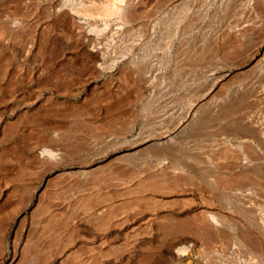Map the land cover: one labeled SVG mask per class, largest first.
<instances>
[{
    "label": "rangeland",
    "instance_id": "rangeland-1",
    "mask_svg": "<svg viewBox=\"0 0 264 264\" xmlns=\"http://www.w3.org/2000/svg\"><path fill=\"white\" fill-rule=\"evenodd\" d=\"M263 37L264 0H0V264H264Z\"/></svg>",
    "mask_w": 264,
    "mask_h": 264
},
{
    "label": "bare ground",
    "instance_id": "bare-ground-1",
    "mask_svg": "<svg viewBox=\"0 0 264 264\" xmlns=\"http://www.w3.org/2000/svg\"><path fill=\"white\" fill-rule=\"evenodd\" d=\"M120 4H121V3H120ZM122 6H123V5H122ZM122 6H120V7H118V8H115V9H116L118 12H122L123 9H124V7H122ZM124 6H125V5H124ZM247 6H248V5H247ZM133 7H134V6H133ZM244 7H245V6H244ZM115 9L113 8L112 10H115ZM132 9H133V8H132ZM109 10H110L111 12H113L110 8H109ZM259 10H260V9H259ZM114 12H116V11H114ZM249 12H250V11H249ZM127 13H128V12H127ZM251 13H252V12H251ZM245 14H246V13H245ZM248 15H249V14H248ZM258 15H259V13H258ZM247 17H248V16H247ZM255 17H256V16H255ZM254 25H255V24H254ZM238 26H239V25H238ZM240 26H241V25H240ZM243 26H244V25H243ZM241 28H242V27H241ZM229 30H230V29H229ZM231 30H232V29H231ZM233 31H234V30H233ZM234 35H236V34H234ZM263 38H264V37H263ZM262 41H263V43H264V40H262ZM262 41H261V43H262ZM263 46H264V45H263ZM249 47H250V46H249ZM87 50H88V49H87ZM97 55H98V54H97ZM263 77H264V76H263ZM250 87H251V86H250ZM211 88H212V87H211ZM246 88H247V87H246ZM244 92H245V91H244ZM248 94H249V93H248ZM257 94L260 95L259 92H258ZM254 95H255V93H254ZM258 97H260V96H258ZM253 108H254V107H253ZM263 109H264V108H263ZM248 113H249V112H248ZM261 115H262V114H261ZM250 116H251V115H250ZM252 116H253V115H252ZM250 119H251V118H250ZM256 119H257V118H256ZM248 122H249V121H248ZM250 122H251V121H250ZM250 122H249V123H250ZM258 122H259V121H258ZM261 122H262V121H261ZM251 123H252V122H251ZM253 124H254V121H253ZM258 125H259V124H258ZM256 126H257V124H256ZM256 126H254V127H256ZM262 126H263V125H262ZM250 127H251V125H250ZM256 128H258V127H256ZM259 128H260V127H259ZM259 128H258V129H259ZM259 132H261V131H259ZM255 133H256V132H255ZM246 134H247V133H246ZM259 134H260V133H259ZM261 134H262V133H261ZM256 135H258V134L256 133ZM244 136H245V135H244ZM262 138H263V137H262ZM255 139H256V138H255ZM258 139H259V138H258ZM261 140H262V139H261ZM221 141H222V140H221ZM243 141H244V140H243ZM243 141H242V142H243ZM263 141H264V140H263ZM245 142H246V141H245ZM256 143H257V142H256ZM210 144H211V143H210ZM214 144H215V143H214ZM223 144H224V143H223ZM238 144H239V143H238ZM211 145H212V144H211ZM211 145H210V146H211ZM230 145H231V144H230ZM243 145H244V144H243ZM243 145H242V146H243ZM262 145H263V144H262ZM214 146H215V145H214ZM225 146H226V145H225ZM237 146H238V145H237ZM240 146H241V145H240ZM249 146H250V145H249ZM212 147H213V146H212ZM215 147H216V146H215ZM263 147H264V146H263ZM213 148H214V147H213ZM231 148H232V147H231ZM236 148H237V147H236ZM238 148H241V147H238ZM261 148H262V147H261ZM218 149H220V147H218L217 150H218ZM255 149H256V148H255ZM215 150H216V149H215ZM217 150H216V151H217ZM221 150L224 151L225 149L223 150V148H222ZM221 150H219V151H221ZM244 150H245V148H244ZM246 150H247V148H246ZM249 150H250V149H249ZM209 151H210V150H209ZM222 151H221V152H222ZM241 151H243V150H241ZM263 151H264V150H263ZM228 152H229V150H228ZM232 152H233V151H232ZM245 152H246V151H245ZM245 152H244V153H245ZM256 152H257V154H258L259 151L257 150ZM260 152H262V151L260 150ZM208 153H209V152H208ZM214 153H215V152H214ZM223 153H224V152H222V156H221V157L224 158V159H226L225 157H223ZM244 153H243V154H244ZM248 153H250V152H248ZM262 153H263V152H262ZM42 154H43L44 157H49V158H50V156H51V157H54V154L51 153L50 151H47V150L43 151ZM201 154H202V153H201ZM204 154H205V153H204ZM225 154H226V153H225ZM229 154H230V153H229ZM241 154H242V153H241ZM250 154H251V153H250ZM259 154H260V153H259ZM259 154H258V156H259ZM220 155H221V154H220ZM220 155H219V157H220ZM234 155H235V153H234ZM234 155H233V153H232V156H234ZM236 155H237V153H236ZM238 155H240V154H238ZM56 156H57V155H56ZM206 156H207V155H206ZM225 156H227V155H225ZM203 157H204V156H203ZM214 157H215V156H214ZM217 157H218V156H217ZM235 157H237V156H235ZM250 157H251V156H250ZM256 157H257V156H256ZM198 158H199V157H198ZM207 158H208V157H207ZM215 158H216V157H215ZM239 158H240V157H239ZM239 158H238V159H239ZM45 159H46V158H45ZM216 159H217V158H216ZM227 159H228V158H227ZM227 159H226V160H227ZM231 159H233V158L231 157ZM231 159H230V160L228 159V161H231ZM236 159H237V158H236ZM243 159H245V157H244ZM251 159H253V158H251ZM203 160H204V159H203ZM234 160H235V159H234ZM255 160H256V161H257V160H260V158H259V159H255ZM211 161H213V160H211ZM218 161H219V160H218ZM221 161H222V159H221ZM232 161H233V160H232ZM247 161H248V159L245 161V163H246ZM256 161H254V162H256ZM194 162H195V161H194ZM209 162H210V161H209ZM213 162H214V161H213ZM223 162H225V161H223ZM235 162H236V160H235ZM252 162H253V161H252ZM218 163H219V162H218ZM229 163H230V162H229ZM206 164L208 165V163H206ZM222 164H223V163H222ZM225 164L227 165L228 162H227V163L225 162ZM225 164H224V166H225ZM253 164H254V163H253ZM203 165H204V164H203ZM229 165H230V164H229ZM244 165H245V164H244ZM248 165H250V167L252 166V164H249V163L247 164V166H248ZM208 166H209V165H208ZM212 166H213V165H212ZM233 167H234V166H233ZM203 168H204V167H203ZM245 168H246V167H245ZM215 169H216V168H215ZM220 170H221V169H220ZM222 170H223V169H222ZM253 170H254V169H253ZM223 171H224V170H223ZM248 172H249V171H248ZM217 173H218V172H217ZM219 174H220V173H219ZM224 174H225V173H224ZM257 174H258V173H257ZM250 175L252 176V174H250ZM255 175H256V174H255ZM208 176H209V175H208ZM237 176H238V175H237ZM237 176H236V178H237ZM241 176H242V175H241ZM219 177H220V176H219ZM238 177H239V176H238ZM219 179H220V178H219ZM263 179H264V178H263ZM243 182H244V181H243ZM180 184H181V183H180ZM223 184H224V183H223ZM203 185H204V183H203ZM208 185H209V184H207V187H209ZM256 185H258V184H256ZM225 186H226V185H225ZM258 186H259V185H258ZM203 187H204V186H203ZM161 188H162V187H161ZM252 188H253V187H252ZM148 189H149V188H148ZM232 189H233V188H232ZM250 189H251V188H250ZM155 190H156V189H155ZM157 190H158V189H157ZM167 191H168V190H167ZM215 191H216V190H215ZM232 191H233V190H232ZM154 192H155V191H154ZM161 192H162V191H161ZM212 192H213V191H212ZM244 192H245V191H244ZM259 192H260V191H259ZM155 193H156V192H155ZM168 193H169V192H168ZM242 194H243V193H242ZM243 195H244V194H243ZM260 195H261V194H260ZM219 196H220V195H219ZM249 196H250V195H249ZM257 196H258V195H257ZM241 197H242V196H241ZM237 198H238V197H237ZM242 198H244V196H243ZM252 199H253V198H252ZM247 200H248V199H247ZM255 201H256V200H255ZM147 202H148V201H147ZM246 202H247V201H246ZM220 203H221V202H220ZM222 203H223V202H222ZM249 204H251V203H249ZM247 205H248V204H247ZM259 207H261V206H259ZM247 208H248V207H247ZM248 209H249V208H248ZM258 210H259V209H258ZM250 213H251V212H250ZM255 213H256V212H255ZM256 214H257V213H256ZM258 214H259V213H258ZM254 215H255V214H254ZM211 218H213L214 221H217V220H218L216 217H211ZM243 219H244V218H243ZM260 219H261V218H260ZM214 221H213V222H214ZM222 222H223V221H222ZM225 222H226V221H225ZM219 223H220V222H219ZM226 223H227V222H226ZM213 225H214V224H213ZM213 225H212V226H213ZM205 227H206V226H205ZM230 227H231V226H230ZM228 228H229V227H228ZM228 228H227V229H228ZM259 228H261V231L264 233V225L259 226ZM217 229H218V228H217ZM204 230H205V229H204ZM210 231H211V230H210ZM215 231H216V230H215ZM223 232H224V231H223ZM212 233H213V232H212ZM248 234H249V233H248ZM194 235H195V234H194ZM226 236H227V235H226ZM244 236H245V235H244ZM262 236H263V235H262ZM222 238H223V237H222ZM227 238H229V237H227ZM223 239H224V238H223ZM225 239H226V238H225ZM230 239H231V238H230ZM244 239H245V238H244ZM263 239H264V238H263ZM192 240H193V239H192ZM252 240H253V239H252ZM237 243H238V242H237ZM237 243H236L235 240H230V243H229V244H230V246H232V247L235 248L237 245L239 246V244H237ZM239 243H240V242H239ZM254 243H255V242H254ZM236 244H237V245H236ZM245 244H246V243H245ZM222 245H223V244H222ZM207 246H208V245H207ZM247 246H248V244H247ZM228 247H229V246H228ZM226 248H227V247H226ZM237 248L239 249V247H236V249H237ZM231 249H233V248H231ZM184 251H185V250H184ZM234 252H236V251L234 250ZM238 252H239V251H238ZM240 252H241V251H240ZM240 252H239V253H240ZM243 252H244V251H243ZM260 252H261V251H260ZM177 255H178V254H177ZM240 255H241V254H240ZM245 257H246V256H245ZM219 258H220V257H219ZM246 258H249V257H246ZM228 261H229V260H228ZM234 262H235V261H234ZM191 263H192V262H191ZM240 263H241V262H240ZM234 264H235V263H234ZM243 264H244V263H243ZM246 264H247V263H246Z\"/></svg>",
    "mask_w": 264,
    "mask_h": 264
}]
</instances>
